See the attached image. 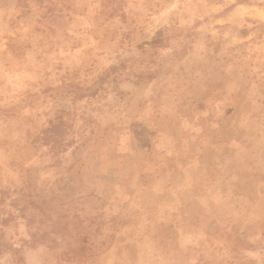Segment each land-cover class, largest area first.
Here are the masks:
<instances>
[{
    "label": "rangeland",
    "instance_id": "1",
    "mask_svg": "<svg viewBox=\"0 0 264 264\" xmlns=\"http://www.w3.org/2000/svg\"><path fill=\"white\" fill-rule=\"evenodd\" d=\"M0 264H264V0H0Z\"/></svg>",
    "mask_w": 264,
    "mask_h": 264
}]
</instances>
